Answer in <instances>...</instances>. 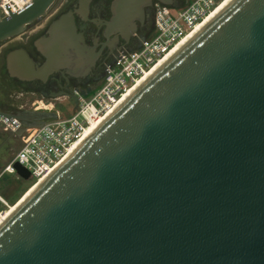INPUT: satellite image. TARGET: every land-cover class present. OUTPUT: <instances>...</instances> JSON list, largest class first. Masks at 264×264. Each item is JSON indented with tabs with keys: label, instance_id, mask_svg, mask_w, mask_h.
Listing matches in <instances>:
<instances>
[{
	"label": "water",
	"instance_id": "95a60500",
	"mask_svg": "<svg viewBox=\"0 0 264 264\" xmlns=\"http://www.w3.org/2000/svg\"><path fill=\"white\" fill-rule=\"evenodd\" d=\"M56 1L8 8L0 42ZM152 1L112 0L107 35L128 38ZM47 32L41 65L7 53L11 75L91 65L71 11ZM0 115L17 135L56 116ZM0 264H264V0H230L31 190L0 223Z\"/></svg>",
	"mask_w": 264,
	"mask_h": 264
},
{
	"label": "built area",
	"instance_id": "2783aa9c",
	"mask_svg": "<svg viewBox=\"0 0 264 264\" xmlns=\"http://www.w3.org/2000/svg\"><path fill=\"white\" fill-rule=\"evenodd\" d=\"M31 0H0V18L8 8L17 11ZM222 0H189L181 7L163 6L155 15L154 32L141 40L138 47L120 51L106 67L105 76L90 94L79 99L78 107L67 117L56 113L40 125L25 126L21 145L15 155L0 168V178L16 173L18 162L30 172L32 184L52 171L64 157L84 129L106 113L122 95L156 62L199 22L210 14ZM0 127L15 132L22 123L19 119L0 115ZM10 204L0 194V223Z\"/></svg>",
	"mask_w": 264,
	"mask_h": 264
},
{
	"label": "flooded vegetation",
	"instance_id": "af4514ba",
	"mask_svg": "<svg viewBox=\"0 0 264 264\" xmlns=\"http://www.w3.org/2000/svg\"><path fill=\"white\" fill-rule=\"evenodd\" d=\"M81 1L87 5L80 7ZM39 20L30 24L23 33L0 42V110L14 114H23L33 110H49L56 113L75 110L79 99L90 94L102 82L106 67L111 64L120 51L131 50L139 46L142 39L150 36L155 30V15L159 8L167 6L159 0H153L146 8L142 22L128 38L118 33L105 32V21L111 17L112 0H62ZM185 0H174L168 7H179ZM71 11L77 32L82 33L84 42L91 48V65L85 70L77 68L70 71L64 67L49 73L44 79L37 77L22 79L11 75L7 66L6 55L15 48L24 47L35 63L42 64L45 56L35 45L36 39L48 35L52 21L61 13ZM5 97L7 101H5ZM40 102L46 104L44 108ZM34 123V119H28Z\"/></svg>",
	"mask_w": 264,
	"mask_h": 264
},
{
	"label": "rangeland",
	"instance_id": "374dc122",
	"mask_svg": "<svg viewBox=\"0 0 264 264\" xmlns=\"http://www.w3.org/2000/svg\"><path fill=\"white\" fill-rule=\"evenodd\" d=\"M57 1L58 2L55 7L59 6L62 0ZM188 1L189 0H185L183 5H185ZM4 100L7 101V98L5 97ZM40 106H43L44 108L47 107V105L43 104V102H40ZM73 111L74 110H66L60 112V116L67 117L71 115ZM21 142V135H17L14 132L0 127V168L15 155L21 145ZM31 185L32 181L29 179L24 180L15 173H6L0 178V194L10 205H14Z\"/></svg>",
	"mask_w": 264,
	"mask_h": 264
},
{
	"label": "bare ground",
	"instance_id": "6f19581e",
	"mask_svg": "<svg viewBox=\"0 0 264 264\" xmlns=\"http://www.w3.org/2000/svg\"><path fill=\"white\" fill-rule=\"evenodd\" d=\"M230 0H222L214 10L210 12L208 16H206L201 22L197 23L192 30L187 33L184 37H182L174 46L172 49L169 50L161 59H159L156 64L153 65V67L145 73L141 78H139L123 95L122 97L114 104L112 108L106 111V113L100 115L97 117V119H94L91 121V123L84 129L82 135L78 140L75 141V143L72 145V147L68 150L67 154L61 158L60 162L56 164L58 166L73 150L87 137L89 134L95 130L99 126V124L111 113L113 110L121 104L152 72H154L169 56H171L176 50H178L185 42H187L194 34L197 32L208 20H210L221 8H223ZM55 166V167H56ZM54 167V168H55ZM52 169V171L54 170ZM50 171V172H52ZM47 176V175H46ZM46 176L41 177L37 182L33 183L30 188L25 191V193L17 200V202L14 205H9L6 210V216H9V214L16 208V206L27 196V194L33 190Z\"/></svg>",
	"mask_w": 264,
	"mask_h": 264
}]
</instances>
